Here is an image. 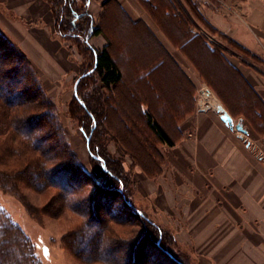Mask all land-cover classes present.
I'll return each instance as SVG.
<instances>
[{"label":"crops","instance_id":"crops-1","mask_svg":"<svg viewBox=\"0 0 264 264\" xmlns=\"http://www.w3.org/2000/svg\"><path fill=\"white\" fill-rule=\"evenodd\" d=\"M87 6L101 30L90 45L107 48L121 70L116 88L172 128L174 144L158 146L159 174L135 170L157 221L210 264H264V0ZM0 31L48 75L51 64L69 60L46 0H0ZM221 34L259 60L246 59ZM205 90L212 108L200 110ZM216 105L246 133L226 124Z\"/></svg>","mask_w":264,"mask_h":264},{"label":"trees","instance_id":"trees-1","mask_svg":"<svg viewBox=\"0 0 264 264\" xmlns=\"http://www.w3.org/2000/svg\"><path fill=\"white\" fill-rule=\"evenodd\" d=\"M46 1L51 8L55 33L64 39L68 37L81 39L88 47L92 57L90 66L75 78L79 77V80L76 91L73 93L74 102L86 113L89 120L87 127L81 126V131L86 139L91 158L96 161L105 177L114 179V187H116L124 205L154 227V231L151 233L156 236L152 240L154 246L176 264H189L187 260L171 249L167 241L163 240L162 228L133 205L132 198L126 190L122 172L115 162L99 150L97 143L90 146L92 132L97 126L99 115L97 111L99 107H102V103L99 102L101 99L99 91H95L94 94H81L82 79L94 72L101 84V89L108 92L104 96L106 105L109 107V114H106L105 119L107 118L108 124H111L110 118L112 117L114 128L118 135L123 137L122 143L126 153L150 177L156 176L161 170L163 160L158 149L159 144H174L170 133L172 128L162 126L153 112L140 110L137 107V97L130 96L116 88L122 78L120 68L107 48L95 49L89 43L90 37L100 33L101 30L99 25L95 24L92 14L87 11L88 0ZM208 27L212 32L215 31L210 25ZM222 38L234 47L242 51L245 50L226 35ZM205 46L210 51L215 50V47L207 41H205ZM113 86V90L116 88V91H111ZM114 99L119 102L115 104ZM46 101L36 69L27 56L0 31V166L5 167L0 170V184L4 189H10V191H16L17 183L39 191L53 187L59 190L62 195L59 201H63L65 205L73 208L79 201L76 198L77 195L64 192L62 183L57 181L62 179L63 185H70L73 181L83 182L84 173L72 163V156L59 131V124L56 123L57 120ZM130 106L135 109L136 114L131 115L127 111L126 108H130ZM117 108H119L120 117H116V112H113L117 111ZM138 126H142L144 129L139 130ZM143 133L146 134L145 137ZM47 134L48 137L56 139L57 143L49 144L43 148L40 146V141H47L48 138L43 139ZM133 137L135 142L132 140ZM136 140L138 141L136 142ZM3 176L9 181L11 187H5ZM53 179L58 180L54 181ZM107 182L113 186L112 180L108 179ZM85 232L90 234L91 238L98 236L100 239L103 233H108L109 244L106 249L109 250L117 247L121 242L119 238L125 236L121 231L107 228V225H102L99 232L92 231L90 222H87L85 227L75 231L74 237L80 238L81 234ZM118 236L120 237L118 238ZM129 236L128 239L126 238L127 240H123L130 257L125 264H143L146 251L143 247V236L142 234L136 235L132 231ZM171 240L174 241L173 236H171ZM92 246L95 249L92 248L89 252L78 247L79 254L84 255L85 260L114 263L113 258L100 255V250L104 248L103 245H101L102 247L100 245ZM0 264H38L31 243L1 208Z\"/></svg>","mask_w":264,"mask_h":264},{"label":"rangeland","instance_id":"rangeland-1","mask_svg":"<svg viewBox=\"0 0 264 264\" xmlns=\"http://www.w3.org/2000/svg\"><path fill=\"white\" fill-rule=\"evenodd\" d=\"M86 8L91 13V9L88 6ZM93 19L95 24H98L97 19L94 17ZM54 35L62 42L64 49L68 52L69 60L66 65L62 67L63 65L59 66L56 63L51 64L53 72L48 75L42 72L32 61H29L37 71L47 100L46 103L50 106L49 108L57 120L56 123L59 124V131L72 156V163L84 173L83 182L73 181L70 185H63L62 179L53 180L62 183L64 192L77 195L76 198L79 201L71 208L65 205L63 201H59L62 195L59 190L53 187L39 191L17 183L16 191H10V189H4L0 184V208L27 237L38 264H111L85 260V256L79 254L78 247L89 252L93 248L91 245H96V247L103 245L104 248L100 250V255L113 258L115 260L113 264H125L130 257L123 240L130 237L131 231L136 235L142 234L143 236V247L146 250L143 264H176L154 246L152 240L156 236L151 235L154 227L147 224L132 209L124 205L121 196L114 187V179L105 177L96 161L91 158L86 139L81 131V126L87 127L89 120L86 113L74 102L72 86L79 73L90 66L92 57L88 47L84 45L81 39L72 37L64 39L59 37L55 31ZM223 36L225 35L221 34V37L216 35L217 38ZM243 52L246 59L254 62L259 60L256 55L245 50ZM80 90L83 95L94 94L95 91H99V95H101L99 102L102 103V107H99L97 111L99 114L97 126L92 132L90 146L97 143L99 150L109 156L119 167L133 205L162 228L163 240L167 241L171 249L184 260H187L189 264H210L203 255L193 254L186 246L178 243L170 228L162 225L155 218L154 199L146 193V190L141 186L142 184L140 185L141 182L135 172L138 165L126 153L122 143L123 137L119 136L114 128L112 117L110 118L111 124H108L107 118L105 119L106 114H109V107L106 105L104 96L108 92L101 89V84L94 72L82 79ZM118 102L117 99H114L115 104ZM118 109L113 111L116 112V117H120ZM127 111L131 115L136 114L132 106ZM138 129L144 128L138 126ZM143 136L145 137L146 134L143 133ZM44 138L48 139L47 141H40V146L43 148L49 144L57 143L56 139L48 137V134ZM132 140L135 142L134 137ZM3 169L5 167L0 166V170ZM108 179L112 180L113 186L108 184ZM2 180L5 187H11L4 176ZM87 222H90L92 231L99 232L102 225H107V228L112 230L121 231L125 236H118V238L120 237L119 240L123 242L109 250L106 249L107 244H109L108 233H103L101 239L98 236L91 238L90 234H86V232L82 233L80 238L74 237L75 231L81 230ZM171 236H173L174 241L171 240ZM97 255L100 256L98 253Z\"/></svg>","mask_w":264,"mask_h":264},{"label":"water","instance_id":"water-1","mask_svg":"<svg viewBox=\"0 0 264 264\" xmlns=\"http://www.w3.org/2000/svg\"><path fill=\"white\" fill-rule=\"evenodd\" d=\"M79 80V77L75 80L74 84H73V92L75 93L76 91V85L77 82ZM212 108V105L211 107ZM209 109V108H207ZM217 112H219L220 110H222V112L220 113V117L221 119L228 124L231 128H234L238 131L239 135L242 136L243 134L246 133V128L243 126L241 120H238L236 123L233 122L232 117L222 109V107L220 105H216V108H214ZM88 139V137H87Z\"/></svg>","mask_w":264,"mask_h":264},{"label":"built area","instance_id":"built-area-1","mask_svg":"<svg viewBox=\"0 0 264 264\" xmlns=\"http://www.w3.org/2000/svg\"><path fill=\"white\" fill-rule=\"evenodd\" d=\"M210 107H211V103L208 98V92L207 90H205L203 92V97L200 99V102H199V109L207 110V108H210Z\"/></svg>","mask_w":264,"mask_h":264}]
</instances>
